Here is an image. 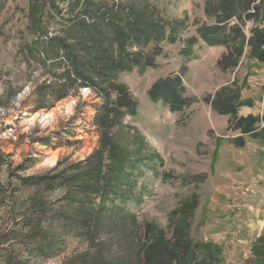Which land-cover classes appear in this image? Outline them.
Masks as SVG:
<instances>
[{"label": "rangeland", "instance_id": "1", "mask_svg": "<svg viewBox=\"0 0 264 264\" xmlns=\"http://www.w3.org/2000/svg\"><path fill=\"white\" fill-rule=\"evenodd\" d=\"M108 1L119 4L113 14L123 23L153 21L166 31L155 67H135L118 78L136 109L126 117L124 157L114 154L109 165L132 169L122 177L132 184L126 203L138 224H149L151 240L186 244L204 264H264V61L254 53L255 30L264 41V11L258 23L233 20L214 33L216 0ZM68 2L48 4L34 25L30 0H0V96L7 93L0 100V152L15 165L35 159L26 174L65 157L84 160L98 146L93 122L101 99L92 90L35 112L33 92L51 80L50 40L68 26ZM225 106L233 112H223ZM248 116L257 118L253 126L237 124ZM59 131L58 147L37 141ZM47 197L56 202L60 192ZM12 220L9 204L0 202V264L7 258L11 264H80L77 256L87 251L78 237H64L57 251L41 252L26 225L7 235ZM47 223L42 230L51 234Z\"/></svg>", "mask_w": 264, "mask_h": 264}, {"label": "trees", "instance_id": "2", "mask_svg": "<svg viewBox=\"0 0 264 264\" xmlns=\"http://www.w3.org/2000/svg\"><path fill=\"white\" fill-rule=\"evenodd\" d=\"M115 3L110 4L108 0L68 2V26L50 40L51 80L33 92L36 112L51 109L84 88L92 90L101 99L93 122L99 136L98 146L84 160L70 162L65 157L52 168L33 174L26 171L35 159L15 165L12 160L3 162L9 155L0 152V165L5 168V178L0 179V202L9 204L14 223L7 235H15L24 224L27 235L38 240L41 252L57 251L64 237H78L87 245V251L77 256L80 264H204L206 259L197 260L186 244L151 240L149 224H138L136 214L126 203L132 184L122 176L130 174L132 169L127 171L124 166H117L112 170L113 165H109L114 154L124 157L125 152L119 145L124 137L126 117L136 109L129 88L118 81L119 75L135 67H155L163 51L160 42L166 33L163 24L153 21L132 26L123 23L119 15L113 14L119 6ZM48 4L56 8L57 0H30L32 24L40 22ZM213 11L219 23L214 33H220L233 20L240 24L262 21L264 0H216ZM254 33L259 34L258 30ZM257 36L254 53L264 61L261 49L264 41L259 42ZM224 62L221 60L220 64ZM156 93L154 98H158ZM170 93L175 96L172 90ZM5 96L7 93L0 100ZM223 112L233 110L225 106ZM256 119L239 118L237 124L246 123L250 128ZM63 136L59 131L37 141L58 147L63 144ZM26 191L28 195L22 199L20 194ZM56 192H60V198L49 201L47 196ZM44 221L48 222L47 231L51 234L42 230ZM6 264H11L10 258Z\"/></svg>", "mask_w": 264, "mask_h": 264}]
</instances>
